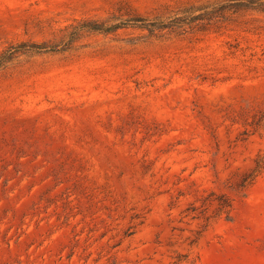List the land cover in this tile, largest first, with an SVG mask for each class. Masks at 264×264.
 I'll list each match as a JSON object with an SVG mask.
<instances>
[{
  "label": "rangeland",
  "instance_id": "obj_1",
  "mask_svg": "<svg viewBox=\"0 0 264 264\" xmlns=\"http://www.w3.org/2000/svg\"><path fill=\"white\" fill-rule=\"evenodd\" d=\"M0 264H264V0H0Z\"/></svg>",
  "mask_w": 264,
  "mask_h": 264
},
{
  "label": "trees",
  "instance_id": "obj_2",
  "mask_svg": "<svg viewBox=\"0 0 264 264\" xmlns=\"http://www.w3.org/2000/svg\"><path fill=\"white\" fill-rule=\"evenodd\" d=\"M91 30H93V31H107V29H102V27L101 26H99V25H93V26H91V28H90Z\"/></svg>",
  "mask_w": 264,
  "mask_h": 264
}]
</instances>
